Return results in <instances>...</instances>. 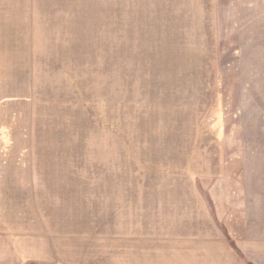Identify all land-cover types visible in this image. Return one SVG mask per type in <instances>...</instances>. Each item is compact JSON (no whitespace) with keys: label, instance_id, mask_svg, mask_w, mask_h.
Returning a JSON list of instances; mask_svg holds the SVG:
<instances>
[{"label":"rangeland","instance_id":"rangeland-1","mask_svg":"<svg viewBox=\"0 0 264 264\" xmlns=\"http://www.w3.org/2000/svg\"><path fill=\"white\" fill-rule=\"evenodd\" d=\"M33 207L71 264L131 226L264 264V0H0V215Z\"/></svg>","mask_w":264,"mask_h":264},{"label":"crops","instance_id":"crops-1","mask_svg":"<svg viewBox=\"0 0 264 264\" xmlns=\"http://www.w3.org/2000/svg\"><path fill=\"white\" fill-rule=\"evenodd\" d=\"M35 212L38 210L33 207L27 216L14 212L0 215V264L73 263L74 258L68 241L57 237L54 227L50 226L48 220L32 219ZM140 227H128L133 231L129 232V237L133 239L131 245L133 249H129L131 259L128 264H223L219 262L221 257L216 261L218 256L215 252L213 254L209 250L201 255L199 246L186 253L174 251L173 256H169L162 248H156L153 255L151 229H147L146 226ZM123 260L126 261L125 258ZM96 264L100 263L97 261Z\"/></svg>","mask_w":264,"mask_h":264},{"label":"trees","instance_id":"trees-1","mask_svg":"<svg viewBox=\"0 0 264 264\" xmlns=\"http://www.w3.org/2000/svg\"><path fill=\"white\" fill-rule=\"evenodd\" d=\"M234 244V243H233Z\"/></svg>","mask_w":264,"mask_h":264}]
</instances>
